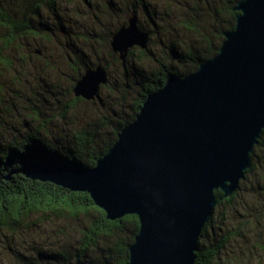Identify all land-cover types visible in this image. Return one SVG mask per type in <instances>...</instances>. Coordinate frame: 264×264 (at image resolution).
<instances>
[{"label": "water", "instance_id": "1", "mask_svg": "<svg viewBox=\"0 0 264 264\" xmlns=\"http://www.w3.org/2000/svg\"><path fill=\"white\" fill-rule=\"evenodd\" d=\"M234 10L235 28L218 53L151 93L94 167L24 169L34 180L88 192L111 220L136 214L140 229L127 264H195L215 192L232 196L253 165L264 131V0H240ZM149 41L133 13L111 47L125 63L131 48L147 49ZM107 82L102 63L87 67L75 95L93 100Z\"/></svg>", "mask_w": 264, "mask_h": 264}, {"label": "trees", "instance_id": "2", "mask_svg": "<svg viewBox=\"0 0 264 264\" xmlns=\"http://www.w3.org/2000/svg\"><path fill=\"white\" fill-rule=\"evenodd\" d=\"M61 0H0V70L17 71V54H20V71H38L39 66L30 61L34 57L28 41L31 37H41L48 40L52 36L60 45L58 36L69 34L67 21L60 8ZM71 4L75 8L76 1ZM93 8L91 0H79ZM240 0H155V6L149 0H106V10H114V18L119 20L116 30L126 24L125 14L130 10L137 14L139 9L147 17L157 22L159 18H169L174 21L176 31L184 30L195 38L193 44H185L179 39L169 43V51L163 59H156L150 47L138 50L141 60L153 58L158 62V68L151 71H135V50H130L127 56L133 62L126 71H131L132 78L124 81V90L131 86L136 93L131 112L116 120L103 116L97 120L93 128L78 129L68 137L67 134L50 132V123L54 117L41 120L42 113L35 110L30 114L39 125L1 147L0 149V229L8 230L20 236L30 235L25 239L23 247L31 248L29 253L18 249L17 254L23 264H127L130 258V246L135 242L140 229L139 217L136 214H126L120 219L111 220L106 211L96 205L88 192L72 191L51 182H42L29 178L24 169L31 164L61 163L66 165H81L94 167L118 139L121 130L132 122L140 112L148 96L162 88L172 75H187L196 71L200 64L218 53L224 33L234 29L238 11L234 7ZM71 2V3H72ZM173 18V19H172ZM175 24V25H174ZM166 27V23H163ZM163 28V27H161ZM114 30V32L116 31ZM114 32H110L113 35ZM67 51L68 63L74 71L73 87L87 67H95L97 61H90L85 51L71 44ZM37 50L38 57L47 59V52ZM117 62L121 60L110 53ZM41 55V56H40ZM46 56V57H45ZM130 57V58H128ZM46 61V60H45ZM122 61V60H121ZM125 61V62H126ZM50 64V61L48 62ZM186 67V72L179 71L176 66ZM129 69V70H128ZM2 71V70H1ZM102 86H107L102 85ZM3 88L4 86H0ZM127 87V89H126ZM131 88V89H132ZM75 93V92H74ZM0 92V103L3 101ZM84 100L75 95L74 101ZM98 125V127H97ZM105 132H101L103 126ZM45 131V133H42ZM72 133V132H71ZM264 146V131L258 145L252 153L253 165L241 180L238 190L225 198L221 190H217V205L227 203L233 205L238 191L248 175L257 167L258 151ZM264 181V176L262 177ZM215 207V208H216ZM215 211V210H214ZM35 214L58 215L60 218L78 220L70 223V229L60 232V238L52 241L50 235L38 233V227L29 230ZM254 214V213H253ZM214 215V213H213ZM213 215L207 222L199 239V249L196 252L195 264H219L221 253L226 248L231 237L237 236L231 232L219 242L205 243L209 229L214 228ZM256 215H254L255 217ZM85 218V219H83ZM256 218H258L256 216ZM85 220V222H83ZM79 226L77 227V225ZM75 224V225H74ZM28 231L29 234H28ZM33 231V232H32ZM37 231V234H34ZM264 229L254 230L255 235L264 240ZM32 232V233H31ZM76 235V237H75ZM45 237V238H44ZM30 238V239H29ZM74 240V241H73ZM28 244V245H27ZM70 245L73 246L70 248ZM97 249L95 255L93 250ZM264 250V245L262 247ZM33 250V251H32Z\"/></svg>", "mask_w": 264, "mask_h": 264}, {"label": "rangeland", "instance_id": "3", "mask_svg": "<svg viewBox=\"0 0 264 264\" xmlns=\"http://www.w3.org/2000/svg\"><path fill=\"white\" fill-rule=\"evenodd\" d=\"M78 1H76L75 8L71 5L73 2L70 0L60 1V8L70 32L57 37L60 40V45L51 43V41L55 42L54 36L51 41H48L50 38L43 40L41 37L28 39L31 43L30 49L34 53V57L30 61L40 67L38 71H20V54H17L19 58L16 60L17 71L0 70V86H4L0 87V92L4 97L0 103V149L10 139H15L21 134L24 135L30 128L39 125L40 121H34L30 115L35 110L42 113L41 120L54 117L53 122L49 124L50 132L57 136L67 134L68 137L78 129L94 128L97 120L100 121L103 116H108L113 120L120 116H126L131 112V105L136 93L134 94L135 90L131 86H127L129 90H124V81L140 71H151L158 68V62L153 58L140 60L137 56L140 47L134 46L130 50H135L133 62L136 67L135 69L131 68V71H135L136 74H132L129 69L126 71L125 67L128 68V65L133 63L129 62L131 59L125 63L121 60L117 62L110 54L114 53L111 47L112 35L110 32H114L119 25V20L117 21L114 15H111V13L114 14V10L105 9L104 2L106 0H91L94 3L93 8L85 5V1L84 3ZM149 1L155 6V0ZM158 11L162 10L158 9ZM159 12L155 17L157 20L155 23L140 9L136 16L139 27L150 33L149 49L152 50L154 57L163 59L169 51V43L172 40L179 39L185 41L183 45H190L193 44L195 38L184 30L176 31L172 24L174 21L169 18L161 20ZM130 14H133L131 10L125 14L126 22L127 16ZM163 23H166V27L163 26ZM71 44H75L77 48L85 51L90 61L102 63L107 69V86H102L99 95L93 100L84 98L81 101H74L75 74L68 63L67 55ZM37 50L47 52V58L50 60L45 59V61L38 57ZM114 54L119 56L118 53ZM49 61L50 64H48ZM174 65L179 71L186 72V67L177 64H173V67H175ZM104 128L108 129L104 125L100 131L105 132ZM257 155H259L256 159L257 167L242 183L233 205L222 203L215 208L214 228L209 229L205 243L219 242L227 234L238 232L236 237H231L226 248L222 251L221 260H218L219 264H264V250L262 249L264 240H260L254 233L257 228L264 229V181L262 180L264 176V146L260 148ZM71 221L77 223L78 220L72 219ZM71 221L53 214L50 216L35 214L32 220H29V230L37 226L38 233L44 236L50 235L52 241H57L61 231L66 228L70 229ZM34 234H37V231H34ZM28 237L0 229V264H23L21 260L19 263L20 256L17 251H19L18 249L25 253L31 251V248L23 247L24 241ZM72 247L70 245V248ZM93 253L97 255V249L93 250Z\"/></svg>", "mask_w": 264, "mask_h": 264}]
</instances>
